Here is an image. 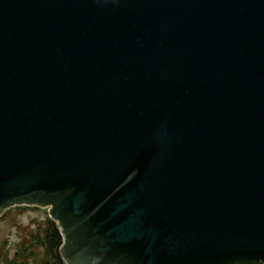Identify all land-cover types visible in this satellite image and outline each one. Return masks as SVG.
<instances>
[{
    "label": "water",
    "instance_id": "95a60500",
    "mask_svg": "<svg viewBox=\"0 0 264 264\" xmlns=\"http://www.w3.org/2000/svg\"><path fill=\"white\" fill-rule=\"evenodd\" d=\"M65 264H264V0H0V216Z\"/></svg>",
    "mask_w": 264,
    "mask_h": 264
},
{
    "label": "trees",
    "instance_id": "16d2710c",
    "mask_svg": "<svg viewBox=\"0 0 264 264\" xmlns=\"http://www.w3.org/2000/svg\"><path fill=\"white\" fill-rule=\"evenodd\" d=\"M19 211L25 209H42L36 206H16ZM11 209H7L9 213ZM45 210L44 218H31L28 224L19 225L21 240L16 244L17 254L9 258L5 245L0 243V262L3 264H65L59 248L62 242L56 222Z\"/></svg>",
    "mask_w": 264,
    "mask_h": 264
},
{
    "label": "rangeland",
    "instance_id": "374dc122",
    "mask_svg": "<svg viewBox=\"0 0 264 264\" xmlns=\"http://www.w3.org/2000/svg\"><path fill=\"white\" fill-rule=\"evenodd\" d=\"M10 212L0 217V243L6 240L10 245L9 253L11 258L13 256L14 249L18 245L17 243L21 240L19 225L28 224L31 218H39L45 215L44 209H25L22 211L16 208H10ZM17 244V245H16ZM0 264H3L0 262Z\"/></svg>",
    "mask_w": 264,
    "mask_h": 264
},
{
    "label": "flooded vegetation",
    "instance_id": "af4514ba",
    "mask_svg": "<svg viewBox=\"0 0 264 264\" xmlns=\"http://www.w3.org/2000/svg\"><path fill=\"white\" fill-rule=\"evenodd\" d=\"M45 216H41V217H39V218H44ZM10 247V245L9 244H7V245H5V248H6V250H7V256L8 257H10V253H9V248ZM17 254V251H16V249H14V252H13V256L14 255H16Z\"/></svg>",
    "mask_w": 264,
    "mask_h": 264
}]
</instances>
